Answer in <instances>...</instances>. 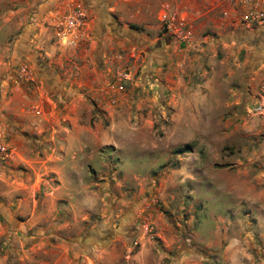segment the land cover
Masks as SVG:
<instances>
[{"label": "rangeland", "instance_id": "rangeland-1", "mask_svg": "<svg viewBox=\"0 0 264 264\" xmlns=\"http://www.w3.org/2000/svg\"><path fill=\"white\" fill-rule=\"evenodd\" d=\"M41 2L0 0V264H264V21L174 16L177 39L125 2L129 41L85 88L14 61Z\"/></svg>", "mask_w": 264, "mask_h": 264}, {"label": "crops", "instance_id": "crops-1", "mask_svg": "<svg viewBox=\"0 0 264 264\" xmlns=\"http://www.w3.org/2000/svg\"><path fill=\"white\" fill-rule=\"evenodd\" d=\"M61 1L62 4L59 5L58 0H42L31 18L25 22V27L19 35L18 42L13 44L16 49V54L13 56L14 61L20 59L28 63L27 58L30 53L34 55L38 64H46L48 67L54 61L58 63L60 60H66L64 64H70L73 68L77 66V73L89 75L86 80H81V77L72 78L75 83L82 84L87 88L94 84L96 77H93V73L102 70L99 61L105 63L107 53L110 52L111 48H121L122 44L129 41L127 36L123 35V32L131 31V29L126 27L125 24L117 27V25L108 23L107 18L110 14L107 9H114L120 19H125V16L128 15L125 2L133 1L142 4L144 0H104L105 2L102 0H74L72 4L71 0ZM86 1H88V5L84 3ZM156 1L158 3L153 6V10L160 12L168 4L166 1H173L174 4L171 3L168 7L170 14H173L177 19L183 17L204 18V22L220 33L237 28L239 19L244 13V6L239 4L238 0ZM79 2L84 4L82 8L84 19H82L83 21L78 28L66 30L63 26H59V23L63 22L60 17L70 10L68 6L80 7ZM95 32L98 35L92 37L91 34H95ZM55 35L63 36L59 40L62 43L57 44L52 41L51 37L53 38ZM107 37L112 40L113 47L108 45ZM87 57L91 59L96 68H93L94 65L91 68L89 67ZM79 62L80 65H78ZM67 70L71 71L66 68ZM73 74L75 76L76 72ZM70 91L72 90L70 89Z\"/></svg>", "mask_w": 264, "mask_h": 264}, {"label": "built area", "instance_id": "built-area-1", "mask_svg": "<svg viewBox=\"0 0 264 264\" xmlns=\"http://www.w3.org/2000/svg\"><path fill=\"white\" fill-rule=\"evenodd\" d=\"M239 4L244 6V13L241 19H244L246 22L258 23L264 21V0H238ZM166 9V10H165ZM226 14L225 12L223 13ZM159 17L162 21H166L167 32L171 33L174 38L182 39L183 33L181 27L183 22H179V25L173 22L174 16L170 14V9L168 4L163 7L159 12ZM84 19V12L82 8L78 6L72 7L65 16L63 17V28L69 30L70 28H76L82 23ZM21 74L24 77H28L29 73L25 71L24 68H21ZM122 78L128 79L126 74H119ZM110 89H121L120 85H109Z\"/></svg>", "mask_w": 264, "mask_h": 264}, {"label": "water", "instance_id": "water-1", "mask_svg": "<svg viewBox=\"0 0 264 264\" xmlns=\"http://www.w3.org/2000/svg\"><path fill=\"white\" fill-rule=\"evenodd\" d=\"M163 41H166V40L163 39Z\"/></svg>", "mask_w": 264, "mask_h": 264}]
</instances>
